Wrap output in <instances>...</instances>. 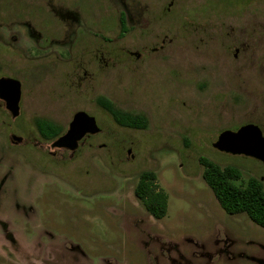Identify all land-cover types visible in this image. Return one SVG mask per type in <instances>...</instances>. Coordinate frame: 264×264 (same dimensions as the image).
<instances>
[{"label": "rangeland", "instance_id": "1", "mask_svg": "<svg viewBox=\"0 0 264 264\" xmlns=\"http://www.w3.org/2000/svg\"><path fill=\"white\" fill-rule=\"evenodd\" d=\"M0 76L20 83L17 116L0 99V264H264V228L219 207L198 161L264 191L262 162L212 146L246 123L264 136V0H0ZM79 110L99 130L73 151L34 126L61 134ZM141 171L160 219L133 194Z\"/></svg>", "mask_w": 264, "mask_h": 264}, {"label": "trees", "instance_id": "2", "mask_svg": "<svg viewBox=\"0 0 264 264\" xmlns=\"http://www.w3.org/2000/svg\"><path fill=\"white\" fill-rule=\"evenodd\" d=\"M118 22L119 34H122L123 12L119 13ZM95 103L120 126L137 129L146 127L144 115L118 109L106 97L96 96ZM34 126L46 140L53 139L59 134V126L41 118L34 119ZM198 161L202 166L201 179L210 189L219 207L227 214L245 213L254 224L264 228V191L261 181L249 177L244 184L237 183L241 177L238 168L230 165L221 166L206 157H199ZM133 194L154 219H160L165 215L167 196L155 182L154 172L139 173Z\"/></svg>", "mask_w": 264, "mask_h": 264}, {"label": "water", "instance_id": "3", "mask_svg": "<svg viewBox=\"0 0 264 264\" xmlns=\"http://www.w3.org/2000/svg\"><path fill=\"white\" fill-rule=\"evenodd\" d=\"M19 98V81L9 76H0V99L11 117L18 114ZM98 130L94 118L79 110L73 113L66 130L53 139L50 145L63 146L73 151L85 133H96ZM11 138L20 141L19 136L12 135ZM212 146L220 151L251 156L264 164V136L256 124L246 123L236 130L224 129L218 133Z\"/></svg>", "mask_w": 264, "mask_h": 264}, {"label": "flooded vegetation", "instance_id": "4", "mask_svg": "<svg viewBox=\"0 0 264 264\" xmlns=\"http://www.w3.org/2000/svg\"><path fill=\"white\" fill-rule=\"evenodd\" d=\"M128 52V54L129 55H134L135 57H139L141 54L139 53V52H135V51H127ZM128 55V56H129ZM40 135V134H39ZM58 135H60V133L58 134ZM57 135V136H58ZM92 134L91 133H85L84 135H83V137L79 140V142L78 143H80L81 141H84V140H86V139H88V138H90V136H91ZM41 136V135H40ZM56 136V137H57ZM42 137V136H41ZM55 137V138H56ZM55 138H53V139H55ZM78 146V145H77ZM53 148H56V149H58V150H61V151H65V150H67V151H69L66 147H53Z\"/></svg>", "mask_w": 264, "mask_h": 264}]
</instances>
